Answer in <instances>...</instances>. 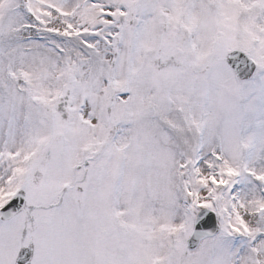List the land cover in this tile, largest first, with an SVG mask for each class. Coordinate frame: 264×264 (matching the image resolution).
Here are the masks:
<instances>
[{
    "label": "snow or ice",
    "instance_id": "snow-or-ice-1",
    "mask_svg": "<svg viewBox=\"0 0 264 264\" xmlns=\"http://www.w3.org/2000/svg\"><path fill=\"white\" fill-rule=\"evenodd\" d=\"M0 264H264V0H0Z\"/></svg>",
    "mask_w": 264,
    "mask_h": 264
}]
</instances>
